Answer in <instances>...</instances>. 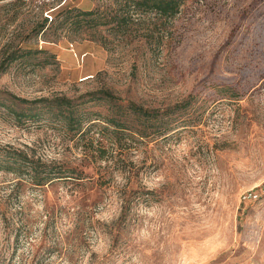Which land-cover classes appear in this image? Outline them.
Segmentation results:
<instances>
[{
  "label": "rangeland",
  "instance_id": "1",
  "mask_svg": "<svg viewBox=\"0 0 264 264\" xmlns=\"http://www.w3.org/2000/svg\"><path fill=\"white\" fill-rule=\"evenodd\" d=\"M127 4H0V164L25 150L84 171L41 187L0 167V264H264V0L141 6L118 26ZM65 8L112 21L62 24ZM19 46L34 51L8 63ZM57 95L89 112L83 134L18 99ZM131 101L154 118L146 136Z\"/></svg>",
  "mask_w": 264,
  "mask_h": 264
},
{
  "label": "trees",
  "instance_id": "2",
  "mask_svg": "<svg viewBox=\"0 0 264 264\" xmlns=\"http://www.w3.org/2000/svg\"><path fill=\"white\" fill-rule=\"evenodd\" d=\"M185 0H128V8L123 11V13L118 16L117 25L118 26H127L133 18L134 11H137L141 6H146V8L155 10L161 16L170 17L177 14L180 11V7ZM24 2V1H22ZM65 12L64 18L61 23H65L69 19V13L75 12L74 19L72 23L83 27L84 22L94 23L95 27L108 25L112 20L104 19L99 9L92 10H83L80 8H65L62 10ZM106 18V16H105ZM115 19V17H114ZM49 20L50 16H46L41 21V25L38 28L37 32L44 30ZM33 48H23L19 46V49L12 50L9 52L8 63H11L20 57H27L33 52ZM5 68L2 69L4 71ZM104 93V98L109 101H114L116 97L110 89L102 90ZM24 103H30L34 107H39V105L47 106L48 110L53 111V114L57 117L58 120L64 121V123L70 128L69 130L74 131L75 134H83L85 128L83 126L84 119L89 113L85 109L81 108L80 105L74 103V99L66 96H54V97H40L34 100H28L25 98H18ZM93 99H96L93 97ZM46 103V104H44ZM130 116H136L142 121L143 128L135 130L140 133L141 136H146L148 129L152 128L151 125L154 124V118L149 114V110L144 106L137 104L134 101L129 102L128 104ZM56 110V111H54ZM125 121L120 120L115 116L108 118V122L112 123L118 129H125L127 126ZM107 149L104 147H98L97 155L98 158H106V161L109 162V166L115 165L117 168L125 172V174L131 177L133 175L132 169H126V166L120 168L121 158H118L115 153L112 152L111 157L106 156ZM0 164L1 168L6 170L11 169L16 172L22 179L32 183L36 186H45L53 183L56 180H81L83 179L84 171L79 170L77 167H69L63 164L58 163L56 160L46 161L40 157L35 158V154H31L25 150H18L14 154L9 156H4ZM113 172L110 170L106 171L105 175H110ZM24 176V177H22ZM124 206L126 209L131 208L132 200L129 195H126L124 198ZM6 215L3 214V218L0 219L6 220Z\"/></svg>",
  "mask_w": 264,
  "mask_h": 264
},
{
  "label": "built area",
  "instance_id": "3",
  "mask_svg": "<svg viewBox=\"0 0 264 264\" xmlns=\"http://www.w3.org/2000/svg\"><path fill=\"white\" fill-rule=\"evenodd\" d=\"M17 1H27V0H0V4L9 3V2H17ZM259 196H260L259 193H257L256 191L245 192L242 195V199L244 201H254V200H257Z\"/></svg>",
  "mask_w": 264,
  "mask_h": 264
}]
</instances>
